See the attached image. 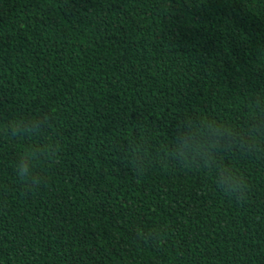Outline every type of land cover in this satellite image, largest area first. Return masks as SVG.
I'll list each match as a JSON object with an SVG mask.
<instances>
[{
    "label": "trees",
    "instance_id": "trees-1",
    "mask_svg": "<svg viewBox=\"0 0 264 264\" xmlns=\"http://www.w3.org/2000/svg\"><path fill=\"white\" fill-rule=\"evenodd\" d=\"M257 92L264 0H0V122L54 108L62 144L25 195L0 138V264H264V160L229 159L240 205L205 172L138 177L121 149L141 125L156 150L185 115L240 121Z\"/></svg>",
    "mask_w": 264,
    "mask_h": 264
},
{
    "label": "clouds",
    "instance_id": "clouds-1",
    "mask_svg": "<svg viewBox=\"0 0 264 264\" xmlns=\"http://www.w3.org/2000/svg\"><path fill=\"white\" fill-rule=\"evenodd\" d=\"M57 113L36 110L0 122V138L19 144L13 162L16 180L25 195L37 193L49 184L48 169L60 162L62 144L58 139ZM142 136L128 139L121 146L128 163L143 177L158 163L186 172H205L226 199L243 205L250 199L251 186L246 175L229 159L264 160V92L248 99L246 114L240 121L207 115H185L171 126L169 140L153 150V130L145 125ZM166 226L146 229L138 226L136 238L157 247L166 242Z\"/></svg>",
    "mask_w": 264,
    "mask_h": 264
}]
</instances>
